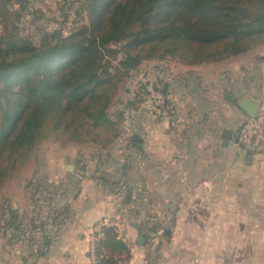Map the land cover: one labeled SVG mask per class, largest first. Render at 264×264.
I'll use <instances>...</instances> for the list:
<instances>
[{"label": "crops", "instance_id": "obj_1", "mask_svg": "<svg viewBox=\"0 0 264 264\" xmlns=\"http://www.w3.org/2000/svg\"><path fill=\"white\" fill-rule=\"evenodd\" d=\"M257 49L156 73L152 80L177 111V128L136 104L135 115L124 118L119 161L96 163L91 177L56 176L65 187H80L75 195H55L56 208L64 202L67 210L57 213L46 204L44 213L42 205L34 213L21 205L25 191L6 198L24 235L14 242L0 237V264H88L91 230L101 222L129 249L128 264H224L197 249L236 245L238 233L247 232L241 241H249L250 234L264 232L256 221L264 218V156L247 161L231 145L247 118L237 103L249 98L264 112V55H256L259 64L240 63ZM102 166L111 176L96 175ZM153 231L170 233L166 242L157 240V250L149 239Z\"/></svg>", "mask_w": 264, "mask_h": 264}, {"label": "trees", "instance_id": "obj_2", "mask_svg": "<svg viewBox=\"0 0 264 264\" xmlns=\"http://www.w3.org/2000/svg\"><path fill=\"white\" fill-rule=\"evenodd\" d=\"M27 2L16 0L14 18ZM83 3V25L67 35L61 29L42 33L32 42L15 34V22L8 30L5 5L13 2L0 0L5 31L0 33V159L6 155L8 160V168L0 160V186L48 134L81 143L92 131L110 130L113 123L106 112L114 79L137 72L143 62L169 58L200 66L264 46V0ZM148 84L162 93L156 81ZM146 86H139L135 104L149 113ZM0 213V237L20 241L24 225L8 201ZM102 236L96 247L98 264L126 261L129 249L114 229L103 228Z\"/></svg>", "mask_w": 264, "mask_h": 264}, {"label": "rangeland", "instance_id": "obj_3", "mask_svg": "<svg viewBox=\"0 0 264 264\" xmlns=\"http://www.w3.org/2000/svg\"><path fill=\"white\" fill-rule=\"evenodd\" d=\"M11 1L13 2L11 5L13 9L5 5L6 9H8L7 11L10 12V15H8L10 20L8 23L6 22L8 30L11 28L12 23L15 22L17 25L15 34L32 42H37L42 33L60 29L64 32V35H67L71 30L83 25L86 20L83 0H28L26 9L20 11L21 16L16 18H14V10L18 9V5H15L16 0ZM2 31L3 29L0 25V33ZM256 49L257 51L248 56L249 58L240 60V63L259 64L255 58L256 55H264V46H258ZM227 64L229 63H221L223 68H226ZM183 66L187 65L169 58L161 61H145L140 65L137 72L114 79L117 84L110 94L111 101L106 112L113 123L112 128L108 131L105 129H101L99 132L92 131L91 135L81 143L68 141L66 137L56 136L57 134H48L33 150L30 157H27L25 161L23 160L20 164L21 166L12 172L10 178L1 184L0 210L2 205L8 201L6 198L21 191H25L24 195L25 199H27L26 203L22 202V207H25V205L31 206V209H35L34 213L37 212L36 209L40 205H42L40 207L41 213H44L45 207H47L45 206L46 204L54 205L57 213L62 209L64 211L67 210L68 207L65 206L64 202L59 208H56L55 205L60 201L58 202L55 195H61L62 192H70L75 195L80 187L77 184L76 186L69 185V187H65L64 184L60 183V178L56 176H62L63 178L68 175H74L77 179L91 177L90 173L93 172L96 163L105 161L107 157L109 160L119 161L121 155L119 152L122 151L123 146V140L119 139L124 129V118L127 114L135 115L136 113L135 102L138 101L139 86L143 83H147L149 86L148 83L152 81V77L156 73L165 76L167 72L179 70ZM113 135H117V137L113 138ZM93 136L97 138V142L91 141ZM111 139H113L112 142ZM0 160L2 165L8 168L6 155L2 156ZM82 168L83 170H81ZM101 170L104 171L97 173V176L100 175L98 177H109L112 174L110 171L105 172L107 171L105 166H102ZM81 172L84 174L81 175ZM132 172L134 175L136 174L135 169ZM95 176L93 173L92 177L96 178ZM115 190L117 189L115 188L113 192H116ZM256 221L264 226V218L262 216L256 218ZM1 224L2 221L0 220V230ZM27 229H29V226H27ZM165 235H170V233H150L149 236L151 237L149 239L154 241L153 250H157L155 248L157 240L159 243L160 241L166 242L167 238ZM247 235V232L238 233L237 237L240 242L236 245L197 250H202L204 256L223 258L224 264H248L247 259L255 260L253 264H264V232H255L250 234L249 241H241L247 240V237H244ZM191 250L194 251V249Z\"/></svg>", "mask_w": 264, "mask_h": 264}, {"label": "built area", "instance_id": "obj_4", "mask_svg": "<svg viewBox=\"0 0 264 264\" xmlns=\"http://www.w3.org/2000/svg\"><path fill=\"white\" fill-rule=\"evenodd\" d=\"M147 105L150 115L171 129H176L179 123L177 111L160 91L152 86L146 87ZM233 148L237 149L243 158H255L264 156V112L258 110L253 118H246L240 126L235 137L231 141ZM110 225L101 222L92 230L88 245V264H98L96 247L98 240L102 238V229ZM117 264H128L127 261H119Z\"/></svg>", "mask_w": 264, "mask_h": 264}, {"label": "water", "instance_id": "obj_5", "mask_svg": "<svg viewBox=\"0 0 264 264\" xmlns=\"http://www.w3.org/2000/svg\"><path fill=\"white\" fill-rule=\"evenodd\" d=\"M238 107L243 111V113L246 115L248 118H253L256 116L258 109L257 106L255 105L254 102L251 101V99H242L237 103ZM223 139L226 141H229L230 139V133L225 132L223 135ZM135 141H138V138H134ZM250 159L248 158L247 161ZM145 239L141 236L138 237L137 239V244L140 246H143Z\"/></svg>", "mask_w": 264, "mask_h": 264}]
</instances>
